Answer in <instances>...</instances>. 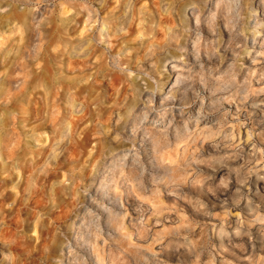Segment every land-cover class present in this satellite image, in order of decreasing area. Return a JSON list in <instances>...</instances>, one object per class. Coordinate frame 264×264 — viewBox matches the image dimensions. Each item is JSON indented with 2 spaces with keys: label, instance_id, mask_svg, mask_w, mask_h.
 Segmentation results:
<instances>
[{
  "label": "clouds",
  "instance_id": "clouds-1",
  "mask_svg": "<svg viewBox=\"0 0 264 264\" xmlns=\"http://www.w3.org/2000/svg\"><path fill=\"white\" fill-rule=\"evenodd\" d=\"M0 264H264V0H0Z\"/></svg>",
  "mask_w": 264,
  "mask_h": 264
}]
</instances>
